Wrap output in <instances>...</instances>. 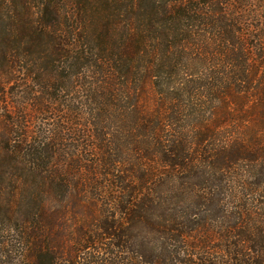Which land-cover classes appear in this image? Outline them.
Listing matches in <instances>:
<instances>
[{"label": "trees", "instance_id": "trees-1", "mask_svg": "<svg viewBox=\"0 0 264 264\" xmlns=\"http://www.w3.org/2000/svg\"><path fill=\"white\" fill-rule=\"evenodd\" d=\"M0 264H264V0H0Z\"/></svg>", "mask_w": 264, "mask_h": 264}]
</instances>
